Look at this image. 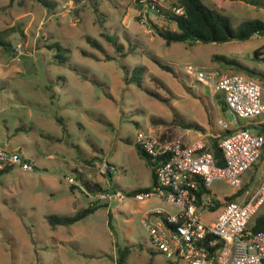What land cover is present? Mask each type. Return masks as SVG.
<instances>
[{
    "label": "rangeland",
    "instance_id": "1",
    "mask_svg": "<svg viewBox=\"0 0 264 264\" xmlns=\"http://www.w3.org/2000/svg\"><path fill=\"white\" fill-rule=\"evenodd\" d=\"M53 1L49 9L35 0H0V34L11 43L10 49L0 45V146L19 149L36 167L0 173V264H115L117 246L123 244L130 248L127 264H188L168 258L150 243L142 215L153 206L175 211L155 196L109 206L101 201L103 205L67 225H51L45 216L74 214L92 204L97 191H87L84 182L129 193L150 185V164L136 148L139 130L183 141H211L222 134L216 122L217 117L225 119L227 109L221 108V94L186 67L218 75L249 74L215 57L223 54L264 73V51L254 54L257 47L264 50V36L166 44L156 30L176 29L165 15L173 10V0H155L158 9L137 0ZM202 1L234 27L247 19L264 20V0ZM51 41L67 48L64 59L47 47ZM137 65H143L141 86L130 81ZM253 77L264 99V77ZM246 120L237 118L229 126ZM187 121L201 128L184 127ZM95 159L107 160L110 174L100 173ZM263 162L262 156L244 173L248 189L258 183ZM209 190L223 199L235 187L215 179ZM217 211L203 209L200 216L210 220ZM263 211L264 203L256 215Z\"/></svg>",
    "mask_w": 264,
    "mask_h": 264
},
{
    "label": "built area",
    "instance_id": "2",
    "mask_svg": "<svg viewBox=\"0 0 264 264\" xmlns=\"http://www.w3.org/2000/svg\"><path fill=\"white\" fill-rule=\"evenodd\" d=\"M147 4L157 8L156 1ZM172 9L182 12L181 7ZM186 72L220 93L226 110L234 115L233 119L225 116L216 120L224 131L231 129L220 134L218 141L223 163L216 162L209 149L210 140L204 137L183 141L142 129L136 133L135 142L152 160H157L156 183L148 190L131 193L109 185L92 194V199L109 206L127 198L155 196L172 204L174 212L153 206L140 218L152 246L168 258L176 256L188 264H264V229L252 232L248 225L264 203V172L243 201L219 199L209 190L215 179L240 188L243 173L264 153V131L245 124L229 126L237 118L247 119L246 124L254 123L264 113L262 87L255 77L241 71L218 75L217 71L193 69L189 64ZM94 164L100 173L110 174L112 170L105 159H95ZM16 166L34 170V164L20 151L0 146V171ZM67 179L76 184L72 177ZM219 200L223 203L217 204ZM203 209L218 211L213 219L205 220L200 216Z\"/></svg>",
    "mask_w": 264,
    "mask_h": 264
},
{
    "label": "trees",
    "instance_id": "3",
    "mask_svg": "<svg viewBox=\"0 0 264 264\" xmlns=\"http://www.w3.org/2000/svg\"><path fill=\"white\" fill-rule=\"evenodd\" d=\"M42 4L43 6L52 9L55 6V2L53 0H35ZM151 2L155 0H137L139 4H143V2ZM173 6L175 8L181 7L182 12H175L174 10H167L165 15L174 21L176 24V29L170 28H157L156 32L159 36H161L166 44H169L172 41H202V42H221L226 41L229 39H239L245 40L250 38L253 34L263 35L264 36V20L260 18H252L241 21L236 27L231 24L230 19L224 15L223 13L219 12L217 9L212 8L205 4L202 0H173ZM159 4H156V7ZM158 8V7H157ZM111 38V36H107ZM113 38V37H112ZM88 40L93 45H98L95 39H91L88 37ZM0 45L4 49H10L11 43L9 40H6L0 34ZM49 48H56L58 57L64 59L66 56L62 52L66 51L67 48L62 46L59 41H51L46 44ZM261 47H257L254 49L255 56L259 57L261 54ZM217 58H221L227 63L234 64L237 68H240L251 75L259 74L261 77H264V73L256 70L253 67H250L240 60L232 57H226L223 54L215 55ZM158 65L165 70H170V66L161 62H157ZM143 73V65H137L132 68L131 70V78L130 81H134L138 86L142 85ZM222 110L225 109V103L222 99ZM182 125L187 128H201L200 124L187 121L182 122ZM257 126L258 132L264 131V122H260L258 124H248V126ZM247 126V125H246ZM231 129H226L225 131H230ZM223 131V132H225ZM223 134V133H222ZM220 139V135L213 137L209 143V149L212 151L215 160L217 163H223V157L221 150L218 146V141ZM136 148L141 157H143L151 167V177L152 182L150 185L145 186L144 190L150 189L152 185L156 183V174H155V166L157 164V160H152L151 156H149L144 150L140 147L138 143H136ZM19 151V149H16ZM261 156H264L262 153ZM34 169H36L34 165ZM9 169L1 170L0 173L6 172ZM83 187L90 192H98L104 190L101 184L97 181L92 182H84ZM236 194H230L225 196L224 198L227 200L233 199ZM101 202L99 200H94L92 204L87 205L86 207L80 209L78 212L74 214H47L46 220L51 225L57 224H71L84 216L88 213L93 212L98 206L107 205V203L99 204ZM223 203V201H218L217 204ZM109 217H111V212L108 210V223ZM249 228L252 232H257L264 229V211L257 214L253 220L249 221ZM130 251V248L126 245H119L116 249V256L114 257L115 264H127V255Z\"/></svg>",
    "mask_w": 264,
    "mask_h": 264
},
{
    "label": "crops",
    "instance_id": "4",
    "mask_svg": "<svg viewBox=\"0 0 264 264\" xmlns=\"http://www.w3.org/2000/svg\"><path fill=\"white\" fill-rule=\"evenodd\" d=\"M253 35H255V34H253ZM261 51H264V50H262L261 49ZM260 55H262V54H260ZM259 55V56H260ZM249 75H251V74H249ZM253 76V75H252ZM256 78V77H255ZM255 122H256V124H258V123H260V122H264V117L263 118H259V119H255L254 120V123H249V124H255ZM247 123V120L246 121H244V122H242V123H238L237 125H234L233 127L231 126V128H235V127H237V126H239V125H243V124H245V125H247L248 126V124H246ZM249 127H252L253 129H254V126H249ZM257 130V129H256ZM190 140V139H189ZM262 157V156H261ZM264 157V156H263ZM258 161V160H257ZM257 161L250 167V168H252V167H254L255 165H256V163H257ZM250 168H248V169H250ZM255 168V167H254ZM247 169V170H248ZM246 172V171H245ZM244 172V173H245ZM263 172H264V162H263V166H262V174H263ZM244 173H243V176H242V183H241V186H240V188H238V189H236L235 188V191L234 192H232L231 194H236L235 195V200H238V201H243L244 199H246V197H247V195H248V193L249 192H251L253 189H255L256 188V186L258 185V183H259V181H260V179H261V177H262V174H261V177H260V179H259V181H258V183L254 186V188L253 189H248L247 188V185H248V183H247V181L244 179ZM148 186V185H147ZM233 198V199H234ZM255 216H256V214L255 215H253L251 218H250V220H253V218H255Z\"/></svg>",
    "mask_w": 264,
    "mask_h": 264
},
{
    "label": "water",
    "instance_id": "5",
    "mask_svg": "<svg viewBox=\"0 0 264 264\" xmlns=\"http://www.w3.org/2000/svg\"><path fill=\"white\" fill-rule=\"evenodd\" d=\"M224 114L228 119H233L234 115L228 110H224Z\"/></svg>",
    "mask_w": 264,
    "mask_h": 264
}]
</instances>
